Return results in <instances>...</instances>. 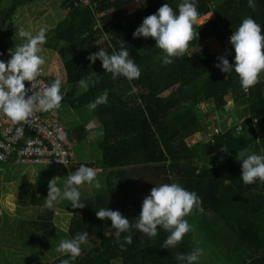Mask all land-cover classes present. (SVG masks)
<instances>
[{"label":"trees","instance_id":"16d2710c","mask_svg":"<svg viewBox=\"0 0 264 264\" xmlns=\"http://www.w3.org/2000/svg\"><path fill=\"white\" fill-rule=\"evenodd\" d=\"M34 1L10 0L8 10L0 9V57L7 50H15L7 30L10 16ZM78 1H63L61 9L67 12L64 21L43 46L68 48L69 54L63 55L67 83L85 80L89 84L64 103L73 111L85 108L88 115L80 118L84 124L67 128L69 138L73 143L84 142L88 121L94 119L102 134L93 143L98 144L93 161L77 162L69 172L82 164L101 169L97 177L104 179L105 191L94 197L81 196L80 202L85 204L82 209L72 208L66 199V206L59 204L64 214H72L65 233L55 226V206L45 204L49 182L39 181V197L32 195L31 213L17 214L26 221H10L0 214V264H60L69 259L67 254L58 252L47 262L42 248L56 250L62 240L84 232L88 233L87 242L71 264H186L176 256L195 251L191 239L194 231L205 241L211 256L224 264H264V184L242 182L239 158L247 149L248 154L264 155V75L245 92L234 71L225 74L214 66L220 56L234 64L235 53L228 37L243 19L251 17L264 29V0H254L255 10L248 6V0H196L199 20L208 14L213 19L195 25L198 38L191 41L188 53L172 58L169 65H163L165 53L155 47L152 38H133V33L164 3L178 12L182 0H88V6H74ZM134 1L139 4L140 17L127 24V6ZM210 40L222 46L220 52H208L204 43ZM122 44L140 69L139 78L133 81L122 76L114 79L100 60H88L99 49L109 55L118 52ZM105 90L107 103L89 111L87 105ZM208 102L214 109L201 116L200 105ZM58 110L64 119L61 107ZM212 127L219 133H211L206 142H188L198 134H208ZM135 172L151 178L163 175L166 183H178L201 198L203 211L185 217L193 230L177 247L162 248L170 235L163 228H158L154 238L132 228L117 240L111 221L97 219L95 213L101 208L119 211L132 222L139 218L143 199L150 192L138 189ZM66 177L64 173L62 183ZM40 209H44L42 213H38ZM128 235L133 237L131 244L124 241ZM37 243L42 248L38 249Z\"/></svg>","mask_w":264,"mask_h":264},{"label":"clouds","instance_id":"9594fccd","mask_svg":"<svg viewBox=\"0 0 264 264\" xmlns=\"http://www.w3.org/2000/svg\"><path fill=\"white\" fill-rule=\"evenodd\" d=\"M248 6L255 10L254 0H248ZM199 18L196 0H182L178 12L168 3H164L155 14L143 19L142 24L133 33V38H152L155 47L165 53L163 65H169L173 62L172 58L188 53L191 41L198 38L195 25ZM18 35L24 42L16 46L14 51H10L11 58L8 61L0 60V113L13 122L26 121L36 109L43 111L59 109L64 100L60 93L62 84L60 79L45 87L40 96L25 87L26 81L32 83L37 79L45 63L40 53L45 51L43 45L47 42L46 30L41 28L33 34L32 31L20 29ZM229 42L235 53L234 64H230L225 56H220L217 57L219 63L214 66L225 74L234 71L242 88L247 92L260 82V75L264 73V29L253 18H245L238 29L232 32ZM88 60L92 63L100 60L102 68L105 72L111 73L114 79L122 76L128 81H133L140 76L139 67L123 44L118 52L111 55L99 49L92 53ZM79 83L85 89L89 86L85 80H80ZM107 98L108 90H105L94 102H90L87 108L94 111L98 105L106 104ZM243 157L244 153L241 152L239 158H242L240 175L242 182L245 185H253L257 181L264 184V155L248 154L246 158ZM100 172L102 170L99 168L82 164L68 175L63 188L57 186L58 178L54 177L48 183L46 207L53 208L56 203L66 199L71 202L72 208H84L85 204L80 202L79 188L86 183L97 189L101 188L102 185L97 179ZM201 205L202 200L195 192L186 190L178 183H165L154 186L150 194L143 199L139 218L135 222L124 217L119 211L107 208H101L95 214L101 221L105 219L111 221V227L116 230L117 240L122 233H127L132 228L147 238L156 237L158 228H163L170 233L162 245V248L168 249L177 247L184 236L193 230L185 217L194 211H203ZM87 237L88 233L84 232L77 234L74 239L62 240L56 250L67 254L69 259L61 260L60 264H71V261L79 257L82 254L81 245L87 242ZM124 241L131 244L133 237L125 236ZM200 255L201 250L197 249L187 255L177 253L176 259L186 261V264H196Z\"/></svg>","mask_w":264,"mask_h":264},{"label":"rangeland","instance_id":"374dc122","mask_svg":"<svg viewBox=\"0 0 264 264\" xmlns=\"http://www.w3.org/2000/svg\"><path fill=\"white\" fill-rule=\"evenodd\" d=\"M64 0H35L34 4L28 5L26 7L20 8L17 12L13 13L9 21L10 28H7L8 33L11 34L13 38V48L15 49L16 46L20 45L24 41L19 37L18 32L20 29H25L32 31L33 34L38 32L41 28L46 30V40L50 42L54 37V32L56 31L59 24L64 21V17L66 16L67 12H63L61 9V5ZM11 2L10 0H0V9L2 11L8 10L10 7ZM139 4L137 2H132L127 6V14H128V22L130 24L140 17L139 13ZM213 19L212 15H206L202 20L200 19L197 26L204 24ZM48 36V37H47ZM210 54H215L221 51L222 46L217 43L215 40H210L204 43ZM45 45V44H44ZM63 45L59 48H47L43 46L45 49L44 52L40 53V55L44 58L45 63L42 67L45 68L50 85L56 80L60 79L62 81L60 93L64 96V100H62L61 106V115L64 119L65 126L67 128H74L75 125L84 124V119H80L85 117L87 110L85 108H81L80 110H71L69 104L65 105L64 103L67 100H71L86 89L81 86L80 83L78 84H69L67 83L66 74L63 70V55L69 54L68 48H63ZM226 48L228 47V43L225 45ZM260 79L263 78L264 73H261ZM130 88H125V91H129ZM201 109V116L207 114L211 109H214V104L212 102L205 103L200 105ZM88 117V115H86ZM89 124L86 126V129L89 128L88 135L84 142L82 143H74L72 148L75 154V161L77 162H90L92 157L96 155L97 150V142L100 138L102 131L101 127L97 120L88 121ZM92 123L95 126H91ZM239 122L237 123V125ZM240 125V124H239ZM214 125L213 127H215ZM213 127L210 128V132L206 135L198 134L188 140L189 143H196L199 140L207 141L208 137L213 133ZM249 149L244 152V155H248ZM46 165H0V214L3 219L7 218L8 220L18 221L23 220L26 221L21 216H17V214H30L31 206L33 207L32 195H35L36 198L39 197L37 184L41 180H47L49 182L53 178H58L57 182H59L58 186L63 188L64 181L62 183L61 177L64 176V173L70 175V167L67 168H57V167H48ZM48 169L47 171H44ZM150 170V169H149ZM98 171V170H97ZM135 181L137 183V187L140 191L148 190L149 192L154 186H158L159 184L166 183V177L163 175L160 176H140V173H133ZM66 177V178H67ZM8 178V179H6ZM100 184L102 185L101 188L97 189L92 185L86 184L82 186V189L79 191L81 192V196L83 197H94L95 193H104L105 183L104 179L97 177ZM8 180V181H7ZM60 180V181H59ZM90 188H89V187ZM22 192V193H21ZM26 192L25 194H23ZM65 204L64 200H61L59 203L55 205V226L62 230L63 232L67 233L68 231V223L69 219L68 216H72V214H64V209L59 208V204ZM44 209H40L38 213H42ZM25 217V215H23ZM19 218V219H18ZM1 223V222H0ZM15 224V222H14ZM200 234H197V231H194L192 235V242L193 246H195V250H201V255L199 257L200 264H224L221 260L215 259L211 254L207 251V245L204 240H200ZM14 238V237H13ZM12 238V239H13ZM7 241H11L10 236H7ZM49 240V239H48ZM47 240V241H48ZM44 242L48 245L49 242ZM16 243H19L15 241ZM17 246V244H16ZM20 246V245H19ZM37 247L42 248L41 244L37 243ZM58 247V246H57ZM15 250V249H14ZM18 250V249H17ZM16 250V251H17ZM44 250V257L46 261L49 262L56 256H58L57 250L53 248H42ZM55 252V254H54ZM2 255V254H0ZM44 261V258L43 260ZM119 264V263H116Z\"/></svg>","mask_w":264,"mask_h":264},{"label":"built area","instance_id":"2783aa9c","mask_svg":"<svg viewBox=\"0 0 264 264\" xmlns=\"http://www.w3.org/2000/svg\"><path fill=\"white\" fill-rule=\"evenodd\" d=\"M88 4V0H79L74 6L85 7ZM10 51L14 50L5 51L0 60L8 61L11 58ZM47 86H50V83L43 67L35 81L25 82V87L31 89L37 96L42 95ZM32 93L30 91L29 95ZM239 130L238 124L236 131ZM218 133V128L213 129L214 135ZM72 146L67 127L61 120L58 109L51 111L36 109L34 114L23 122H13L0 113V165H46L67 168L75 162Z\"/></svg>","mask_w":264,"mask_h":264},{"label":"crops","instance_id":"0c3cea01","mask_svg":"<svg viewBox=\"0 0 264 264\" xmlns=\"http://www.w3.org/2000/svg\"><path fill=\"white\" fill-rule=\"evenodd\" d=\"M79 126V124H77V125H75V127H78ZM91 126H95L93 123H92V125ZM87 131H89V128L88 129H86ZM49 167V166H48ZM47 167V168H48ZM50 168V167H49ZM48 169H45L44 171H47ZM52 179H53V176H52ZM22 193V192H21ZM26 192H24L23 194H25Z\"/></svg>","mask_w":264,"mask_h":264}]
</instances>
